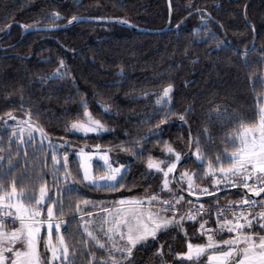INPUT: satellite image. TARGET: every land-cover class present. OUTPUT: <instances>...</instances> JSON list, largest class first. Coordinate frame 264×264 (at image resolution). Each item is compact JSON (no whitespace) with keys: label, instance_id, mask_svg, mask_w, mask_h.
<instances>
[{"label":"trees","instance_id":"obj_1","mask_svg":"<svg viewBox=\"0 0 264 264\" xmlns=\"http://www.w3.org/2000/svg\"><path fill=\"white\" fill-rule=\"evenodd\" d=\"M171 3V26L181 24L162 33L83 21L60 30L30 32L19 40L23 28L18 22L56 25L78 15L123 17L141 26L163 28L169 20L168 0H0V36L17 22L0 41V193L15 186L38 198L40 187L46 185L50 202L57 196L56 217L65 221L63 236L70 256L68 263L56 264H97L105 255L83 230V211L122 197H167L181 193L179 189L188 191L179 177L184 170L194 174L196 185H209L220 167L231 166L224 157L237 151L241 129L259 123L264 104V0ZM61 61L66 75L54 78ZM121 69L123 75L118 74ZM169 84L170 103L157 105ZM82 102L107 132L90 136L69 132L72 123L85 119ZM9 113L30 117L64 146L54 149L35 139L18 141L13 127L4 125ZM192 141L194 151L180 167L178 186L172 180L171 191H162L163 173L148 168L149 158L173 163L175 157H169L165 145L182 159ZM85 142L119 151L118 163L126 165L120 187H96L83 179L74 146ZM53 156L59 164H54ZM65 156L71 174L67 178L62 166ZM96 168L104 170L99 163ZM242 198L246 195L235 187L204 201ZM185 199L194 200L186 194ZM83 201L93 203L90 209ZM205 221L213 219L185 220L181 225L186 232L182 226L170 225L150 243L137 246L121 264L197 262L180 255L188 243L206 239L200 227ZM42 257L48 264L44 243Z\"/></svg>","mask_w":264,"mask_h":264},{"label":"snow or ice","instance_id":"obj_2","mask_svg":"<svg viewBox=\"0 0 264 264\" xmlns=\"http://www.w3.org/2000/svg\"><path fill=\"white\" fill-rule=\"evenodd\" d=\"M191 7V5H189ZM57 15L58 14H54ZM84 17H72L69 23L73 21L80 22L84 20ZM122 23H126V21H120ZM64 68V62H60V67L56 70L53 74L54 78H63L66 75L65 72H62L61 69ZM119 75H123V69L120 70L118 73ZM171 92H172V85L169 84L168 86L164 87L162 93L158 96L156 100L157 105H165L170 103L171 99ZM85 108L84 113L82 114L84 118H86L87 123L83 122H74L71 125L72 130L76 131H83L85 133L90 131H105L104 125L99 121L92 118L91 113L87 111V103L82 102ZM105 112L109 111L107 107L101 105ZM162 110V109H161ZM9 119H15L11 113L8 114ZM30 118V117H29ZM179 119L183 120L184 117L180 116ZM164 123L165 121H161ZM42 131V130H41ZM15 135V133H14ZM165 151L169 155V157L174 156L175 161L178 162L181 157L180 154L176 153L175 149L171 145H165ZM54 164H59L60 160L57 157H52ZM107 160V157L104 158ZM224 159L228 160L230 163V167L225 169L224 167H220L218 169L219 173L223 177L232 176L238 177L239 182L243 183V186L249 188L247 183L248 180L252 179L253 173H264V119L261 121V129H260V143L257 144L255 141L251 143H247L243 138L241 139V144L239 145L236 152H233L230 156L224 157ZM220 158H216V163H219ZM63 167L65 168V177L67 178L71 174L67 172V157H63ZM161 164L166 165V170L161 167ZM148 168L155 169L158 172H162L164 176V180L162 182V191L169 189V174L173 173L176 169V163H168L167 161H153L151 158L148 160ZM85 167V176L83 177L84 180H88L96 187H103L108 189H116L120 187V181L117 180V174L120 173V169H111L109 166V174L99 177V181H104V184H99L98 180L91 178L87 173V165H82ZM211 168V165L209 166ZM211 174V173H209ZM187 177L188 188L192 189L193 187V177L188 175L187 173H181L180 179H184ZM175 179V177H173ZM122 179V177H121ZM257 179L264 182V176L257 175ZM179 183V180L177 181ZM221 181L219 179L216 180V183L219 184ZM232 186H239L237 182H233ZM2 190V189H0ZM249 190H252L249 188ZM202 192L207 193V189H202ZM260 191H264V187L260 188ZM260 192H256V195H259ZM13 198L17 199H25L29 202L35 201L34 207L39 209L45 205V201L51 200V197L47 196V188L46 186H42L39 189V198H37L34 194H26L21 191L19 194L16 192L15 186L12 187L11 192L8 193L4 197H0V201H11ZM183 197H179L176 200L178 204ZM152 201H156L161 205H168L169 208L175 207L171 201H160L158 195H152L148 202L151 203ZM55 203H59L56 201ZM84 205H88L89 201H83ZM144 200H120L118 205H128V207H115V211L111 212L105 209L106 215L113 216L111 221H106V223L110 224V227L107 228L105 231L103 228L101 231H105V235L109 233L116 235L119 237L120 240L125 241L126 243L120 249L122 252H126L127 255H131L132 249L136 247L138 243L146 240L148 236H152L155 238L156 232L159 230L167 229L170 225H175L177 227L182 226L180 221L175 219V216L172 218H166L161 216L160 211H153L148 210L145 213L143 205ZM249 202L248 200H244L243 205H247ZM95 206V205H93ZM9 208L13 207V205L9 204ZM16 212L19 213L23 208L22 205L15 206ZM47 207V216L48 219L51 220L54 216L53 208L51 206ZM169 208H162L161 211H168ZM200 209H203V205L200 206ZM28 213L29 217L34 219V223L31 225H26L24 223L25 217L20 215H15V218L20 221V228L11 233H0V244L7 242V244L12 245L15 244L17 241H21L23 244L26 245L27 250H15L13 247L9 246L4 248V251L7 252H14V259H9L4 256L3 251H0V264H5L6 260H9V264H38L39 256L36 254V243L38 240V233L40 228L36 225L39 223V211L32 210V209H23ZM199 213V209L196 212H193L191 209L189 213L186 214L187 219L195 220ZM7 216H13L12 212H7ZM218 221H222L218 223V231L223 232L225 229L229 233L234 231H240L245 228H250L252 226L253 220H260L264 219V213H260L259 216H252V219H249L247 215L242 211L239 214L233 212L232 219H228L225 216L223 210L217 211ZM181 220L185 219V217H181ZM243 219L244 223H241L240 220ZM206 223V221H205ZM205 223L200 225L201 229H205ZM0 227H3V222L0 221ZM49 227V236L51 237V229L53 227L52 224L48 225ZM260 227L264 228V224H261ZM60 228V224L55 225V229L58 232ZM89 237L92 239H97L93 236L91 232L88 233ZM201 235H205V232L202 231ZM215 232L212 230H207V237L208 243L205 246H193L192 243L187 245L188 253L185 254L187 260H199L202 255L205 253L211 252L207 256V260L209 264H264V236H261L257 240H254L251 236H238L234 237L230 240H224L221 243L214 242ZM112 235H108V239H112ZM98 247L100 249L105 248V244L99 243L97 240ZM243 244V247L240 245ZM59 246L61 249L60 256L56 255V251L53 250V258L54 259H61V260H68L69 253H68V245L65 243L64 238L61 236L59 237ZM115 246V245H114ZM111 255V252L109 253ZM23 258V259H21ZM97 264H108L107 261L97 262ZM111 264H118L116 261H112ZM203 264V261L200 262Z\"/></svg>","mask_w":264,"mask_h":264},{"label":"rangeland","instance_id":"obj_3","mask_svg":"<svg viewBox=\"0 0 264 264\" xmlns=\"http://www.w3.org/2000/svg\"><path fill=\"white\" fill-rule=\"evenodd\" d=\"M170 101H171V99H170ZM260 112H261V117H260L259 123L257 125H255V126L243 127L241 129L240 133L237 135V140H238V144L239 145L241 144V139L242 138L247 143H251L253 141H255V143H257V144L260 143L261 121H262V119H264V104L260 108ZM13 116L15 117V119L14 120L13 119L6 120L4 122V125L8 126V127H13V137L17 138L18 141L23 142L25 139H35L38 144H40V145H49L51 148H54V149L56 147L61 148V147L64 146V142H62L60 140H52L51 138H49L45 134V132L41 129V127L36 122H34L31 119H29L28 117H24L22 115H13ZM91 116H92L93 119L99 120V119L95 118L92 114H91ZM75 122L87 123V120L85 118L83 120H78V121H75ZM104 128L106 129L105 131H90V132L85 133L83 131L72 130V128L70 126L69 132L71 134H78V135H81V136H90V135H97V134H102V133L107 132L108 129H107V127L105 125H104ZM14 133H15V135H14ZM74 148H75V153H76L77 157L81 161V167H82V165H87V173H88V175L91 178H94V179L98 180L99 184H101V185L104 184V181H99V177L104 176L106 174H109V171H110L109 166H111V169H116V168L120 169V173L117 174V180L120 179L121 175L123 174V172L126 169V165L125 164L118 163V160L121 158V154L119 153L118 150H113V149H110V148H98L97 146H93V148H89L88 146H86L84 144L75 145ZM105 157H107V160L104 159ZM196 157L199 160H202V158L200 157L198 152H196ZM153 161L159 162V161H162V160H153ZM96 163H99L104 168V170L97 172L98 170H96L97 169L96 168ZM175 163L177 165L178 162L175 161ZM161 167L164 168V170H166V166L164 164H161ZM228 168L229 167H227L225 169H228ZM150 170L156 171L155 169H150ZM82 173H83V176H85V167H82ZM182 173H187L188 175L193 177V187H192V189L188 188L187 177H185L182 180L180 179V181L188 188V191L192 192V191L196 190L198 188V185L195 184L194 174L192 172L188 171V170H184ZM171 174L172 173H170L169 177H168V179H169V188H170L171 182L173 180L172 177H171ZM257 175L264 176V173H259V174L256 173V176ZM217 179L223 180L225 182H228L230 184V186L233 185V182H237L239 186L243 185V183L239 182V178L238 177H232V176L223 177L219 173V175L215 176L212 181L217 180ZM85 181L88 184L93 185L88 180H85ZM258 181H259V183L261 185H262V183H264L261 180H258ZM261 185L259 187H261ZM44 186H46V185H44ZM233 187H238V186H233ZM46 188H47V196L50 197V191H49L47 186H46ZM252 190H254L255 192L262 193V191H260V188H257V187L256 188H252ZM10 192L11 191L0 193V197H4ZM16 192L18 194L20 193L17 189H16ZM175 196H176L175 194L173 196H167V197L159 196V200L160 201H164L166 199L176 200ZM150 197H146V198H142V199L130 198V197H122V198H120L118 200H125V201H128V200H144L145 201V203L143 205L144 210H146V209L150 210L152 208L151 210L160 211L161 216H164L166 218H172L171 216H175V219L177 221H180V224L183 223L185 220H188L186 218V214L184 212L172 215V213H170L168 211H161V208H159L157 206L159 203H157L156 201H152L151 203L148 202ZM38 198H39V195H38ZM57 199L58 198L56 196L54 202H50L48 200L45 201V205L46 206H51L53 208L54 216H53V218L51 220L48 219L47 207L46 206H42L39 209H36L34 207L35 204H30V203L26 202L24 199H17V198H13L11 201H7V200L0 201V210L1 211H4L6 213L7 212H12L14 214L13 215L14 218H15V215L24 216L25 217L24 223L26 225L33 224L34 223V219L32 217H29L28 213L26 211H24L23 209H32L34 211L35 210L39 211V213H40L39 218H38L39 219V223L36 225L37 227L40 228V231L38 233V240H37V243H36V254L39 256L38 264H45L44 260H43V257H42V243H44L46 256H47V263L48 264H56V263H60V262L63 261L61 259H54L53 258V250L56 251V255L57 256H60V254H61V249H60V246H59V237L62 236L64 238V236H63V228H64V225H65V221L63 219H59V218L56 217L55 202L57 201ZM259 201H264V196L261 197L259 199ZM116 202L117 201L111 203L110 205H113ZM9 204L13 205V207L9 208L8 207ZM89 204H93V203L90 202ZM89 204L86 205L87 208H89ZM20 205H22L23 208L21 209V211L19 213H17L15 206H20ZM103 205L104 204L97 202L96 205H95L96 207L95 208L93 207L94 209H91L89 211H83L81 213V216H80L81 217V225L84 226V228H83V226H82V228L85 231V233L87 234V236H88V232H89V227L87 225L88 224L87 222H88L89 215L93 214L92 211H95V210H99V212H102V213H99L100 215L101 214L105 215L106 214L105 213V208L106 207L109 208L110 205H108V206H103ZM121 207H128V205H123ZM101 209H102V211H101ZM114 211L115 210H111V212H114ZM105 216H106V218L103 219V223H104L103 225L106 224V221H111L113 219V216H111V215H105ZM181 217H185V219L181 220L180 219ZM82 219H84L83 220L84 224L82 222ZM240 222L244 223L243 219H241ZM49 224L53 225V227L51 229V237L49 236V227H48ZM56 224H60V228H59L58 232L55 229V225ZM207 224L208 223H206L205 226ZM262 224H264V223H262ZM260 225L261 224H258V225L255 226V225L252 224V226L250 228H247V229L245 228V229H242L240 231H234L235 232L234 236H232L230 238L221 239L219 241H214V242L222 244V242L224 240H230V239H233L234 237H238V236H251L254 240L258 241L259 237L264 236V228L260 227ZM108 226L110 227V224ZM108 226H107V228H108ZM19 228H20V221L15 218V222L3 224V227H0V233H11V232L16 231ZM181 228H182V230H184V232H186V229H185L183 224H182ZM225 230L227 231V229H225ZM159 231H157L156 234ZM202 231H204V229L201 230V232ZM217 232H218V230H217ZM110 234L111 233H109V235ZM99 235L101 237L104 236L103 232L99 233ZM205 236H206V234H205ZM155 237H156V235H155ZM88 238L90 240H92L94 244H96L98 246L97 239H95V240L91 239L89 236H88ZM0 239H2V237H0ZM152 239H153V237L150 236V238L142 241L141 243H138L136 246H139V245H142V244H148V243L151 242ZM98 241H99V243L105 244V248H103V250H105V255L100 258V261H107L109 264H111V262L114 260V261L118 262V264H121L123 262H126L127 259L129 258V255H127L126 252H122L120 250L123 247V245L126 243L125 241L118 240L116 242L115 240H110V239H107V241L106 240L100 241V239H99ZM113 243H115V244H113ZM190 243H192L194 247L197 246V245L205 246L208 243V241L207 242L203 241V242H198V243L190 242ZM108 245H112V246H108ZM9 246L13 247L14 251L15 250H21V251H26L27 250L26 245L23 244L21 241H17L15 244H12V245L7 244V242H4V243L0 244V251H3L4 256L9 258V259H14L15 258L14 257V252L4 251V248L9 247ZM243 246H244L243 244L240 245V247H243ZM135 248L132 249L131 254L133 253ZM110 252H111V255H109ZM68 253H69V249H68ZM186 253H188V247L186 248V250L180 256L184 258ZM209 254H211V252L205 253L204 255L208 256ZM69 256H70V254H69ZM21 259H23V258H21ZM68 262H69V260L64 261V263H68ZM5 264H9V260H6Z\"/></svg>","mask_w":264,"mask_h":264},{"label":"built area","instance_id":"obj_4","mask_svg":"<svg viewBox=\"0 0 264 264\" xmlns=\"http://www.w3.org/2000/svg\"><path fill=\"white\" fill-rule=\"evenodd\" d=\"M256 177H257L256 173H253L252 179L247 181L249 188L252 189V188L259 187L261 185ZM220 181L221 182L219 184H217L216 180H214L209 185L199 186L193 192L196 194H199V195H207L210 193L219 192V191H222L224 189H228V188L233 187V186H230V184L228 182H225L223 180H220ZM240 186L244 187L243 185H240ZM202 189H207L208 190L207 193L202 192L201 191ZM175 197L177 200V199H179V197H183V195L177 194ZM176 200L166 199V201H171L172 204L175 205L174 209L169 208L168 205L158 204L157 206L161 209L162 208H169L168 212H170L172 214H179L181 212H184L185 214H187V213H189L190 209L193 212H196L199 209V213L197 215V218L207 215V216H209V218L213 219V222H210L205 226L204 232L206 235H207V230H212V231L216 232V230L218 229V223H219L218 217H217L218 209L223 210L225 216H227L228 219L233 218L232 217L233 212H235L236 214H239L240 212L243 211L245 213V215H247L248 217H252L254 214L259 215L260 213H264V201H259L256 198H243V199H237V200H228L225 202H218L215 204H208V203H205L203 201H195L192 203H185L184 197L177 204ZM244 200H248L249 203L247 205H243V207H241ZM201 205H203V209H200ZM0 221H2L3 224L13 223V222H15V218L13 216H7L6 212L0 210Z\"/></svg>","mask_w":264,"mask_h":264},{"label":"water","instance_id":"obj_5","mask_svg":"<svg viewBox=\"0 0 264 264\" xmlns=\"http://www.w3.org/2000/svg\"><path fill=\"white\" fill-rule=\"evenodd\" d=\"M168 6H169V20H168L167 24L163 28H149V27L141 26V25L136 24L135 22H132V21L126 19V18L116 17V16L78 15L76 17H84L85 18L84 20H82L80 22H83V21L107 22V23L118 24L120 26L129 28V29H131L133 31H137V32L162 33V32H166V31L171 30V29H176L181 24V22H180V23H178L175 26H171L172 25V13H173L171 0H168ZM71 19L72 18H70L66 22H63L61 24H56V25H28V24H25V23H22V22H18V24H20V26L23 28V33H22L21 37L19 38V40H21L27 33H30V32L55 31V30H60V29H64V28H69V27H71V26H73V25H75L77 23H80V22H76V21H73L72 23H69V21ZM120 21H126V23H122ZM14 23H17V22L13 21V22H11L8 25V27H7L6 31L4 32V34L0 36V41L10 34V32L12 30V26H13ZM83 144L88 146L89 148H93V145L88 143V142H85ZM97 147L98 148H104L102 146H97ZM193 151H194V144H193V141H192L190 150L178 162L176 170L174 172L173 177H175V179L173 178V180H174V182H175V184L177 186H178L177 176L179 174L180 167L189 158V156L193 153ZM240 189L244 192V194L247 197H250V198H261L263 196V194H264V191H262V193H260L259 195H256V192L250 191L246 187H241ZM231 190L232 189L229 188V189H225V190H222V191H219V192H216V193H212V194H209V195H195V194H193V193H191L189 191H186V190H183V189H179L180 192H182V193H184V194H186V195H188L191 198L196 199V200H205V199H208L210 197L220 196L221 194L231 192Z\"/></svg>","mask_w":264,"mask_h":264},{"label":"crops","instance_id":"obj_6","mask_svg":"<svg viewBox=\"0 0 264 264\" xmlns=\"http://www.w3.org/2000/svg\"><path fill=\"white\" fill-rule=\"evenodd\" d=\"M120 200H117V202L116 203H114L113 205H110L109 206V208L108 207H106L105 209H107V210H109V211H111V210H115V207H121L120 205H118L117 203L119 202ZM152 209V208H151ZM149 209H146V210H144L145 211V213L148 211ZM101 211H102V209H101ZM92 213L93 214H90L89 215V217H88V227H89V232H91L92 234H93V236L94 237H96L97 238V240H99L100 239V241H104V240H106L107 241V239H108V235H105V231L107 230V226L109 225V223H106L105 225H103L104 223H103V219H105L106 218V214L104 215V214H99V213H102V212H99V210H95V211H92ZM99 214V215H98ZM103 217V218H102ZM171 217H173V216H171ZM229 219H232V218H229ZM249 219H252V218H249ZM83 220L84 219H82V222H83ZM87 220V219H86ZM244 221V220H243ZM219 222H222V221H219ZM262 223H264V219H260V220H253V225H258V224H262ZM83 224H84V222H83ZM83 226V225H82ZM109 227V226H108ZM83 228H84V226H83ZM104 229L105 231H101V229ZM247 229V228H246ZM161 231V230H160ZM159 231V232H160ZM88 232V233H89ZM101 232H103V237H101L100 235H99V233H101ZM158 232V233H159ZM157 233V234H158ZM234 233L235 232H231V233H229L228 231H226L225 230V232L223 231V232H220V231H218L217 233H216V235L213 237V239H214V241H219V240H221V239H227V238H230V237H232V236H234ZM156 234V235H157ZM110 235H112L113 236V238L112 239H110V240H115L116 242L118 241V240H120L119 239V237L118 236H116V235H113V234H110ZM89 236V235H88ZM91 238V237H90ZM148 238H150V236H148L147 237V239ZM92 239V238H91ZM205 242H207L208 241V237L206 236V239L204 240ZM113 244H115V243H113ZM112 244V245H113ZM112 245H108V246H112ZM137 247V246H136ZM111 249V248H110ZM207 255L205 256V255H203V256H201L200 257V259L199 260H197V262H195V263H193V264H200V262L201 261H203V264H209V262H208V260H207Z\"/></svg>","mask_w":264,"mask_h":264}]
</instances>
